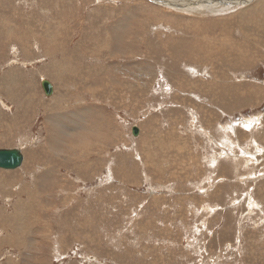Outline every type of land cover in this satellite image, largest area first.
Segmentation results:
<instances>
[{"label": "rangeland", "instance_id": "rangeland-1", "mask_svg": "<svg viewBox=\"0 0 264 264\" xmlns=\"http://www.w3.org/2000/svg\"><path fill=\"white\" fill-rule=\"evenodd\" d=\"M166 1L0 0V264H264V0Z\"/></svg>", "mask_w": 264, "mask_h": 264}, {"label": "water", "instance_id": "water-1", "mask_svg": "<svg viewBox=\"0 0 264 264\" xmlns=\"http://www.w3.org/2000/svg\"><path fill=\"white\" fill-rule=\"evenodd\" d=\"M42 86L44 88L45 94L50 96L53 94L54 87L53 84L44 79L42 81ZM138 127H133V134L138 135ZM24 161V154L20 148H0V168L4 169H16L19 168Z\"/></svg>", "mask_w": 264, "mask_h": 264}, {"label": "bare ground", "instance_id": "bare-ground-1", "mask_svg": "<svg viewBox=\"0 0 264 264\" xmlns=\"http://www.w3.org/2000/svg\"><path fill=\"white\" fill-rule=\"evenodd\" d=\"M164 1H166V0H162V2H164ZM226 0H214V1H209V0H189V1H185L186 3H183V4H181V2H179V1H177V0H175V1H173V3L172 4H174L175 2V4L177 5V6H179V7H182L183 9H188V8H190V9H193V10H195V9H199V11H200V8H202V7H206L207 9H211L213 6H216V5H223V3L225 2ZM234 2V1H233ZM232 2V3H233ZM259 2V1H258ZM257 2V3H258ZM263 1H261V2H259V4H258V6L262 3ZM166 3L167 4H170L171 6H172V4L168 1H166ZM215 3V4H214ZM235 3V2H234ZM174 4V5H175ZM205 9V8H204ZM218 9V8H217ZM198 11V10H197ZM249 12V11H248ZM248 12H245V13H248ZM262 14V13H261ZM246 15V14H245ZM264 15V14H263ZM244 16V15H243ZM260 17H261V15H260ZM259 17V19H261ZM248 18H249V16H248ZM250 20V19H249ZM252 20V19H251ZM252 21H255V20H252ZM248 22H250V21H248ZM259 23V22H258ZM263 23H264V19H263ZM118 24V23H117ZM255 25V24H254ZM263 25V24H262ZM260 29H261V27H259ZM262 28H263V26H262ZM180 30V29H179ZM133 32V31H132ZM244 32V31H243ZM249 32V31H248ZM253 32V31H252ZM248 34V33H247ZM258 35H261V36H264V30H260L259 31V34ZM252 36V35H251ZM256 37V36H255ZM261 39V38H260ZM256 45H258V47H260V48H264V47H262L263 45H264V40L263 39H261L260 40V42H256ZM177 48V47H176ZM185 54V53H184ZM186 54H189V53H186ZM181 55V54H180ZM258 55L257 54H255V57H257ZM246 63V61L244 62V64ZM248 64V63H247ZM249 65H251V64H248V66ZM90 143V142H89ZM89 145V144H88Z\"/></svg>", "mask_w": 264, "mask_h": 264}]
</instances>
